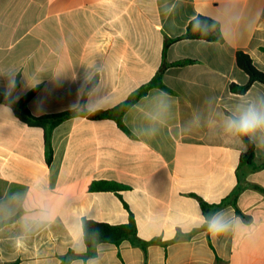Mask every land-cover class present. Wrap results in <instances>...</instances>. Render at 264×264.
Here are the masks:
<instances>
[{
	"label": "crops",
	"instance_id": "obj_1",
	"mask_svg": "<svg viewBox=\"0 0 264 264\" xmlns=\"http://www.w3.org/2000/svg\"><path fill=\"white\" fill-rule=\"evenodd\" d=\"M164 0H0V72L13 71L14 88L7 108L0 109V194L26 190L42 178L55 190L58 203L75 204L87 220L117 225L129 222L138 236L173 241L178 233L190 238L167 246L151 244L144 251L124 241L104 243L103 264H264V169L241 165L245 150L208 129L189 135L179 131L198 109L225 111L235 100L257 91L255 83L242 96L230 84L245 85L247 75L236 64L237 52L252 58L264 72V0H182L174 14L163 13ZM235 6L243 20L230 40L170 45V67L163 75L168 91L153 88L124 115L127 131L110 119L88 115L115 108L156 76L163 63L166 40L183 36L195 14L218 15ZM9 77L0 74V94ZM92 98H107L84 116L60 123L52 132V159L47 161L45 131L21 121L15 109L28 95L35 117L75 111ZM172 100L173 118L158 137L133 135L140 110L157 91ZM6 104L0 102V107ZM255 163H264V149L255 147ZM125 187L94 191L95 182ZM236 197L229 209L245 221H255L252 241L232 236L211 238L202 227L203 206ZM221 208V209H222ZM15 230L0 233V264H61L73 251L63 224L24 242L15 243ZM87 253L77 254L73 261Z\"/></svg>",
	"mask_w": 264,
	"mask_h": 264
},
{
	"label": "clouds",
	"instance_id": "obj_2",
	"mask_svg": "<svg viewBox=\"0 0 264 264\" xmlns=\"http://www.w3.org/2000/svg\"><path fill=\"white\" fill-rule=\"evenodd\" d=\"M181 2L182 0H164V15L174 14ZM242 20L241 12L233 5H225L215 16L195 14L189 18L191 29L202 38L218 33L225 41L237 36ZM197 43L205 44L206 41L201 39ZM15 73L0 72L9 77L6 99L14 88ZM95 91L85 105L76 104L73 110L87 113L107 98H92ZM207 103L208 107L196 110L182 124L179 129L182 135L206 128L226 142L240 145L245 150L249 144L264 149V92L257 91L238 98L225 111L212 108V101ZM3 108L8 109L7 104L0 107ZM172 118L171 98L166 92L157 91L141 107L138 123L132 128L133 135L146 140L154 139L166 130ZM55 195V190L42 178L34 179L26 190L0 194V233L14 229L15 243L22 247L24 242L49 230L53 225L63 224L68 231L74 253L83 254L89 245L95 250V255L75 260L73 264H103L105 244L101 240L99 229L89 228L87 214L77 205L67 201L58 203ZM192 227H203L214 240L232 236L242 241H252L258 234L255 221H245L226 208L202 216V222L191 225L187 230Z\"/></svg>",
	"mask_w": 264,
	"mask_h": 264
},
{
	"label": "trees",
	"instance_id": "obj_3",
	"mask_svg": "<svg viewBox=\"0 0 264 264\" xmlns=\"http://www.w3.org/2000/svg\"><path fill=\"white\" fill-rule=\"evenodd\" d=\"M204 39L207 42H213V41H219L222 40L221 36L218 33H213L208 35L207 37H201L198 33H195L191 27L190 23L187 27L186 33L176 39H168L166 40L164 52H163V63L156 74V76L151 80L150 83L147 85L139 88L137 91L133 92L126 101L122 102L115 108L109 109V110H102L97 113L88 115V118L91 120H103V119H110L117 123L119 128H121L124 131H127L124 123H123V117L125 113L133 106L135 105L142 97H144L151 89L153 88H159L165 91H168L169 89L163 84V75L169 69L170 67L176 66V67H183L189 64L195 63L193 60H182L175 63H168L166 60V52L171 44L182 41V40H201ZM264 51V49H263ZM236 64L237 67L243 71L247 77L248 82L245 85H239L236 83H231L229 88L231 93L235 95H245L251 87L255 83H259L264 85V72L260 71L254 64L252 58L250 55L239 51L236 55ZM31 98V95H28L22 99L19 106L15 109L16 114L18 118L23 121L25 124L31 126V127H38L42 128L45 131V143H46V151H47V161L48 163L51 162L52 159V144H51V137L53 130L63 121L67 119L74 118L76 116H84L86 113L78 112V111H70L65 112L62 114H55V115H45L41 117H35L33 116L30 111L28 110V102ZM0 102L4 104H9L8 99H6V96L3 94H0ZM247 143V141H245ZM255 146L249 144L247 146V151L242 154L241 156V165H249L253 168V170H260L264 169V163L257 165L255 163ZM255 189L264 192V189L258 186L254 187ZM125 187L113 183V182H95L92 185V190L94 191H113V192H120L124 190ZM229 199H225L223 202L217 205L212 206H203V210L205 212V215L209 214L210 212L217 211L221 209L224 205L232 204L236 208V197L231 198V203H229ZM88 225L90 229H99L101 233V240L103 243H110L114 244L116 246H120L124 241H129L131 245L134 247H139L142 250L146 251L147 247L151 244H162L164 246L169 245L175 240H179L181 238H192L195 232H191L189 234H183L178 233L177 237L173 241L168 242H162L160 238H155L151 241H145L141 239L138 236V227L136 220L134 218V215L130 214V219L128 223L125 224H107L103 222H97L94 220H87ZM201 230H205L203 227ZM95 255L94 248L89 245L87 249V253L82 256L83 259H87V257ZM79 256L76 255L73 251H69V253L62 258L61 264H69L73 259L78 258ZM8 264H17V263H8Z\"/></svg>",
	"mask_w": 264,
	"mask_h": 264
}]
</instances>
